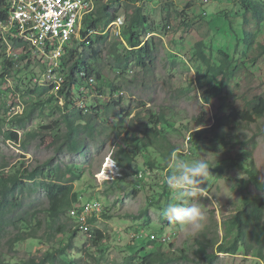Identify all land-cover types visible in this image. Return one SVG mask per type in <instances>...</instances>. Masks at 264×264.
Returning <instances> with one entry per match:
<instances>
[{"label": "rangeland", "instance_id": "1", "mask_svg": "<svg viewBox=\"0 0 264 264\" xmlns=\"http://www.w3.org/2000/svg\"><path fill=\"white\" fill-rule=\"evenodd\" d=\"M129 2L142 5L146 9L152 26L160 34L157 37L160 56L153 67V73L145 74L132 64L126 77L119 80V76L110 64L111 58L104 54V79L98 82L95 78V87L91 91H86L87 96L84 95L82 103L86 108V105L89 108L107 105L111 98V85L117 83L124 91L119 95L124 99L120 112L132 111L133 114L129 119H102V127L105 128L103 136L95 140L88 138L82 154L68 151L59 153L60 146H54L57 136L65 134L66 129L61 127L56 132L44 129L45 126L54 127V122L62 118L59 111L53 116L52 108L45 114L37 115L27 129L16 130L21 138L20 144L6 138L8 127L4 122H9L18 113L22 114L33 101H38L36 96H28V90L30 87L34 88L33 78L35 75H40L42 69L36 62L33 65L22 63L19 57L25 54L23 50L10 48L7 58H4L0 51L2 56L0 59V166L6 165L5 172L10 174L28 169L34 171L47 162L53 163L54 167L59 166L63 171L72 170L81 178L76 184V191L82 195V201L101 202L108 215V217L102 215L101 219L92 226V229H100L106 236L104 243L95 248L92 238L83 232H80L77 238L73 237L76 225L69 212L55 221L47 218L48 213L45 209L48 202L43 191H40L38 186V191L28 189L22 199L24 207L19 213L37 211V215L32 225H24L22 229L33 232L42 221L43 228L40 233L42 240L24 242L15 249L9 247L8 243L4 242L3 245L1 243L2 252L5 250L7 254L5 259L12 262L11 264H24L33 257H43L46 252H56L69 244H73V248L64 258H68L72 264H140V257L156 252L159 245L146 244L141 239L138 242L134 241L131 236L138 230H145L157 235L158 238L169 237L170 241L163 250L167 257H178L181 252L189 257L173 264H207L197 252L200 242L213 238H219L218 242H221L224 236V223L244 206V196L254 197L259 194L254 188L240 193L239 186L240 179L245 177V168L252 162L264 179V134L260 133L261 135L255 139V149L249 157L244 155L242 147L228 148L211 142L192 140L193 131H189L192 128L191 124L195 123L194 117H199L205 107L207 110L204 111L203 118L213 116L212 104L204 99L199 83V79L205 77L207 68L195 57L196 45L204 42L207 46V56L216 65L220 64L218 54L220 49L228 51L233 58H243L246 46L241 39L244 32L240 0H129ZM114 7L116 6L113 4V9ZM182 12L185 13L184 16H181ZM122 20H125L123 16ZM231 20L234 23H231ZM111 31L108 40L114 41L115 33ZM258 35V42H264V27ZM83 42L76 47H81ZM8 58H14L17 62L9 76L5 74ZM242 63H245L243 71L236 80L224 87L223 93L230 95L232 99L243 93L264 95V57L256 61L245 59ZM206 82L204 87L213 84L211 77H207ZM97 87L103 88L108 96L101 97L96 93ZM179 91L184 92V97L181 99L177 93ZM210 100L216 103L217 97H211ZM143 103L147 104V109L164 113L166 121L160 127V131L162 137L178 150L176 155L181 154L185 156L184 160L189 161L206 159L213 167L210 169L213 175L210 183L201 185L202 188L205 186L206 190L198 192L189 200V203H196L206 215L205 227L201 231L185 235L178 225L170 224L160 214L161 208L172 200L173 194L164 182V177L171 169L169 166L166 167L160 155L154 151L147 152L140 147L144 154L139 156L136 164L131 168L132 173L124 176L123 171L120 170L121 178L123 176L125 178L123 177L124 184L119 187L114 186L113 180L108 178L114 171L111 168L112 163L107 162V158L115 149L114 131H127L129 122L139 111L136 108ZM210 123L208 126L201 125L196 130L210 128L213 121ZM257 130L258 126L255 125L252 130H241L240 134L244 139L249 140L258 132ZM33 134H38L39 137L34 138ZM123 138L125 136H122ZM244 150L249 151V148ZM149 162L157 163L155 172L149 171L147 166ZM220 166L227 169L219 178L213 170ZM141 169L147 172H139ZM135 172H138L137 175ZM46 179L55 181L56 176L47 171ZM138 183L145 186H139ZM172 202L176 201L172 200ZM216 254L218 257L213 264H259L257 257L245 256L243 251L237 254L218 252Z\"/></svg>", "mask_w": 264, "mask_h": 264}, {"label": "trees", "instance_id": "2", "mask_svg": "<svg viewBox=\"0 0 264 264\" xmlns=\"http://www.w3.org/2000/svg\"><path fill=\"white\" fill-rule=\"evenodd\" d=\"M131 3L129 0H96V9L83 22V39L66 47L60 69L66 78L63 89L57 94L54 88L35 83V78L39 76L35 75L33 78L34 88H29L28 96H36L38 101L32 100L33 103L27 106L22 114L18 113L9 122H4L8 127L6 133L8 140L20 144L21 138L16 130L27 129L37 115L45 114L52 108L51 114L55 116L59 111L62 118L54 122V127L45 126L44 129L53 132L61 127L66 129L65 134L57 136L54 146H60L59 153L68 151L73 154H82L88 138L95 140L103 136L105 128L102 127V119L131 118L132 111L122 110L120 112L124 99L119 95L124 91L117 83L111 85V98L107 105L90 108L86 105L88 113L79 106L82 98L87 96L86 93L95 87V84L91 85L90 79L96 78L98 82L104 79L103 59L105 53L111 58L110 64L119 76V80L126 77L132 64L139 67L145 74L154 72L153 67L160 56L159 39H157L160 34L152 26L146 9L142 5ZM240 3L243 9L242 27L244 32L241 39L244 40L246 46L242 59L233 58L228 51L220 49L218 50L220 64L216 65L207 56L205 43L199 42L196 45L195 57L207 68L205 77L200 78L199 83L204 99L207 103L212 104L213 116L203 118L202 115L207 110L204 106L205 110L200 112L199 117H194L195 123L191 124L192 128L189 131H193L191 133L192 140L211 142L228 148L242 147L244 155L251 157L255 149V139L264 134V95L243 93L232 99L230 95L223 93V89L238 78L245 67V63H242L245 59L250 58L256 61L258 58L264 57V42H258V33L264 27V0H240ZM113 4L116 6L114 9ZM184 15L185 13L182 12L181 16ZM122 16L125 20L121 35H115L114 41L108 40L112 31H107V28ZM9 19L10 2L9 0H0V25L8 23ZM231 23L234 22L231 20ZM7 37L8 41L5 42L0 34V51L4 58H7L10 48L18 51L23 50L22 52L25 54H22L19 60L29 65L36 62L41 67L42 74L45 72L47 66L42 65V60L34 55L33 48L27 42L11 35ZM80 42H83L81 47H76ZM14 58H8L5 64V74L8 76L11 75L17 63ZM207 77H211L213 84L204 87ZM191 83L193 84L192 81ZM95 90L101 97L108 96L103 88L97 87ZM183 91L188 92L187 90ZM183 91H179L182 92L181 94L177 92L179 99L184 97ZM211 97H217L216 103L210 102ZM61 98L66 101L65 106L61 105ZM136 110L139 111L129 122L127 131H114L113 135L116 139V142L113 141L115 147L113 159L121 172L123 171L122 175L124 176L132 173L131 168L136 164L139 156L144 154L140 147L147 152L154 151L159 154L166 167L169 166L170 154L178 151L167 139L162 137L160 127L166 121L163 112L156 113L147 109L145 103ZM212 121L213 125L210 128L196 130L201 125H210ZM255 125L258 126V132L251 139H244L240 131L252 130ZM122 136L125 138L122 139ZM33 137L38 138L39 135L33 134ZM244 148H249V151ZM177 156L179 159L185 157L181 154H177ZM53 165V163L47 162L34 171L28 169L16 174L6 173L7 166H0V171H2L0 173V246L5 242V244H9V247L15 249L24 242L42 240L40 234L43 228L42 221L33 232L22 229L24 225H32L37 215V211L19 213L24 207L22 199L28 189L38 191V186V189L43 191L48 202L45 212L48 213L47 218L53 221L62 218L68 212L71 213L76 205L83 204L82 195L76 191V184L80 181V176H77L72 170L63 171L59 166L54 167ZM147 166L149 171L155 172L157 163L149 162ZM226 169L227 167L220 166L213 171L220 178ZM47 171L56 176L55 181H47ZM140 171L147 172L145 169ZM137 173L135 172L136 175ZM244 175L245 177L240 179V193L254 188L259 194L254 197L244 196V206L228 222L224 223V236L221 242H218L219 238L200 242L197 252L207 264H213L218 257L217 252L237 254L239 251H243L245 256L257 257L258 263L264 264V179L261 178L260 170L254 162L245 168ZM123 177L112 184L116 187L124 184L125 177ZM138 185L145 186L142 183H138ZM103 216L108 217L105 212ZM90 222L95 224L97 220ZM91 232L92 244L98 248L104 243L106 236L97 228L92 229ZM79 233V229L75 230L73 237L77 238ZM145 243L151 245L156 243L159 248L156 252L140 257V264H173L189 259L188 256L183 255V252L178 257H167L163 250L168 243L159 244L157 241ZM71 248H73V244L56 252L48 251L43 257H33L24 264H72L68 258H64ZM6 256L5 250L2 252L0 248V264L12 263L5 259Z\"/></svg>", "mask_w": 264, "mask_h": 264}, {"label": "built area", "instance_id": "3", "mask_svg": "<svg viewBox=\"0 0 264 264\" xmlns=\"http://www.w3.org/2000/svg\"><path fill=\"white\" fill-rule=\"evenodd\" d=\"M10 19L8 23L0 25V34L5 42L8 35L17 37L27 42L35 56L46 65L45 72L35 78V83L54 88L59 94L65 84V75L61 73L62 58L66 47L83 39V22L85 18L96 9V0H9ZM124 21L119 17L111 23L108 30H113L115 35H121ZM85 75V74H84ZM91 85L95 79H90ZM61 105L66 101L61 98ZM79 103L88 113L85 104ZM112 163V169L120 171L113 159V154L107 158ZM114 172V171H113ZM114 174V173H113ZM112 174V175H113ZM108 177L113 180V177ZM121 176L119 172L118 177ZM105 212V206L96 200L83 201L82 205H76L70 213L72 221H75L76 230H80L89 238H92V220L101 219ZM131 238L138 242L157 241L165 244L170 238H158L157 235L138 230Z\"/></svg>", "mask_w": 264, "mask_h": 264}, {"label": "clouds", "instance_id": "4", "mask_svg": "<svg viewBox=\"0 0 264 264\" xmlns=\"http://www.w3.org/2000/svg\"><path fill=\"white\" fill-rule=\"evenodd\" d=\"M168 160L171 171L164 177V182L173 194L172 200L176 202L170 200L161 208L160 214L170 224L178 225L185 235L201 231L205 227L206 215L196 203H189V200L198 192L206 190L201 185L210 183L213 176L210 169L213 167L206 159H179L175 152L170 154ZM119 172L114 170L112 182L121 179V176L118 177Z\"/></svg>", "mask_w": 264, "mask_h": 264}]
</instances>
